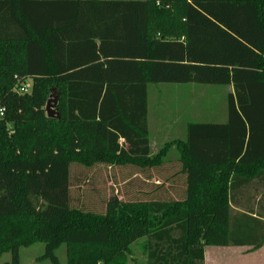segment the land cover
Returning <instances> with one entry per match:
<instances>
[{
  "label": "trees",
  "instance_id": "obj_1",
  "mask_svg": "<svg viewBox=\"0 0 264 264\" xmlns=\"http://www.w3.org/2000/svg\"><path fill=\"white\" fill-rule=\"evenodd\" d=\"M189 83L232 87L226 121L190 122L152 155L148 84ZM51 89L59 118L45 113ZM0 108L4 264L35 243L51 264L61 245L66 264H127L139 239L132 264L264 245V0H0ZM170 147L178 199L71 207V165L152 168Z\"/></svg>",
  "mask_w": 264,
  "mask_h": 264
},
{
  "label": "rangeland",
  "instance_id": "obj_2",
  "mask_svg": "<svg viewBox=\"0 0 264 264\" xmlns=\"http://www.w3.org/2000/svg\"><path fill=\"white\" fill-rule=\"evenodd\" d=\"M226 95L227 88L220 85L148 84V124L152 155H156L165 144L173 140H184L187 123L224 122ZM50 98H53L51 91L46 102ZM178 108H182L183 118L169 130L161 121V112L172 114ZM177 161L178 153L174 147H170L163 163L152 168L140 169L127 164H98L87 168L73 164L69 170L70 205L82 211L104 214L107 202L112 199L119 202L178 199L183 192L184 178ZM255 196L256 194L253 197ZM258 198L259 196L256 199ZM144 242L145 239H139L129 246L125 253L127 264L145 261ZM224 248L217 253H209L211 260L204 261V264L214 262L212 259H218V264H264V253H260L261 257L251 256L261 248H247L243 252L230 247ZM43 253V243L20 248L19 264H51L43 257ZM55 253L59 263L66 264L65 245H61ZM10 261V253L0 256V264Z\"/></svg>",
  "mask_w": 264,
  "mask_h": 264
},
{
  "label": "crops",
  "instance_id": "obj_3",
  "mask_svg": "<svg viewBox=\"0 0 264 264\" xmlns=\"http://www.w3.org/2000/svg\"><path fill=\"white\" fill-rule=\"evenodd\" d=\"M227 88V93L232 91V87L231 86H225ZM147 93H148V89H147ZM181 109V110H180ZM178 108V110L173 111L172 114L170 112H161L163 113V116L161 117V121L162 123H164L166 125V128L173 129L183 118L181 112H182V108ZM227 117V115H226ZM147 121L149 122V113L147 115ZM152 121V119H151ZM226 121V119H225ZM224 121V122H225ZM222 122V123H224ZM188 124V123H187ZM186 124V126H187ZM148 129H149V124H148ZM149 136H150V131H149ZM185 137H186V127H185ZM150 140V138H149ZM150 148H151V141H150ZM230 248H234V249H238L240 250V252H243V249H247L250 247H230ZM261 249L258 252H255L254 254L252 253V258L253 257H261L260 253H264V245L262 247H260ZM225 249L224 247H205L204 248V261L207 262V260H211V258L209 257L210 254L209 253H217L219 250H223ZM263 255V254H262ZM214 262H210L208 264H218L216 260L218 259H212Z\"/></svg>",
  "mask_w": 264,
  "mask_h": 264
},
{
  "label": "water",
  "instance_id": "obj_4",
  "mask_svg": "<svg viewBox=\"0 0 264 264\" xmlns=\"http://www.w3.org/2000/svg\"><path fill=\"white\" fill-rule=\"evenodd\" d=\"M51 92L53 94V98L48 99L45 105V113L47 118L53 119V118H59V115L56 111V106L58 102V95L56 94L55 89H51Z\"/></svg>",
  "mask_w": 264,
  "mask_h": 264
},
{
  "label": "built area",
  "instance_id": "obj_5",
  "mask_svg": "<svg viewBox=\"0 0 264 264\" xmlns=\"http://www.w3.org/2000/svg\"><path fill=\"white\" fill-rule=\"evenodd\" d=\"M30 89V83H25V84H22L19 88V91L21 93H27ZM3 112H4V109L3 108H0V116L3 115Z\"/></svg>",
  "mask_w": 264,
  "mask_h": 264
}]
</instances>
